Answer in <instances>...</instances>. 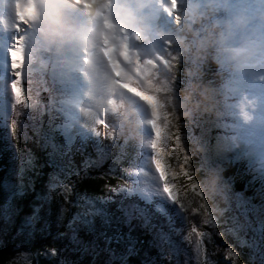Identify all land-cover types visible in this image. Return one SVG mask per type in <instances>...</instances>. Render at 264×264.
Returning <instances> with one entry per match:
<instances>
[{
  "label": "rangeland",
  "instance_id": "374dc122",
  "mask_svg": "<svg viewBox=\"0 0 264 264\" xmlns=\"http://www.w3.org/2000/svg\"><path fill=\"white\" fill-rule=\"evenodd\" d=\"M137 1H143L146 10L139 11V9H137V11H132V16L135 20L133 28L129 34H125L126 37L121 35L116 42L121 46V61H123V63L120 61V66L123 64L121 70H125L127 82L134 83V90H132L139 96V101L145 105H151L150 107L153 108L156 116L154 119H148V121H146L147 119L145 120V116H141L139 114L140 112L138 113L139 110H142L138 109L136 103L129 100L125 101L121 97H116L117 102L115 105L113 106V104H111V106H109L104 112L106 113L108 111L105 115L114 114L122 107V105L130 108L131 110L125 111L122 117L117 118V120L119 122H125L127 119H131L130 115L132 113L134 124L137 126L138 131L141 132L142 136H140L141 139L138 141L140 151L137 154L136 166L130 172L131 179L129 185L113 190V196L100 199L98 204L104 205L116 198L115 203L117 206H115L121 209L123 217L122 221L119 216V219L123 222L121 225L123 226L125 224L130 233L134 232L135 229L138 231L140 228H145L148 231L147 234H149L150 238L149 241L145 243L144 249H155L157 253V259H154L152 264H158V258L159 261L160 258H162V263L164 264H216L217 255L227 254L230 257L229 250H231V248L228 250L226 244L220 241L221 237L216 235V226H213L211 221L207 223L205 222L209 217L207 216L204 218L198 213V211L193 210V206L190 205L191 203L189 201L190 194L187 193V190H185L184 187L182 188L181 185H179L182 183L179 180L181 177L173 172L171 166H167L163 163L170 174V182L177 186L178 197L175 204L170 201H165L168 207L174 208L175 211L171 213V218L163 215L164 222L157 220L152 214V212H154L162 215L157 211L155 206V202L159 201L161 197L155 195L147 197L141 191H132L134 187L138 188V186L133 185L132 181L138 179L142 173L139 164L143 161L144 156L148 154L150 155V158L153 157V143L158 145L157 155H159V147L163 144L166 145L167 139H172L176 144L174 147L170 146L169 148L177 150L178 156H181L182 159H186L188 158L186 153L189 148L185 145L184 138L186 136L192 137L189 145L195 144L197 151L200 152L201 168L205 167L208 158L211 163L217 161L222 163H227V161H229L232 163L239 160L241 157L240 154L234 159L238 150L234 149L233 136L236 135V128H239V124L236 121L233 106L238 99V95H236L238 81H242L246 75L237 78L235 81L233 86L234 92L229 99L231 107L224 110L219 118L212 116L205 111V116L203 118V116L198 113V120H195L192 123L193 127L191 125L190 130L189 128H186L185 135L180 133V131L173 130V133L176 134L173 138H170V135H167L165 131V123L167 120L163 109H166V106L161 101L157 100V93H154V91L156 90L155 92L167 93V95L174 99L176 98L174 93H172L170 86L163 83V81L159 79V76H166L172 73L171 71H173V68L175 67V61H173L171 57L178 56L180 53H186V49L189 48V46H195L198 44L194 41H198L204 35L203 26L207 22L201 19L199 22L193 23L192 19L195 12L202 10V0H136L135 2ZM18 2L19 0H0V13L3 15L6 11H10V14H8L9 17L7 15H0V73L5 74L8 87L7 101L9 108H7L10 110L6 120L0 115V128L3 129L2 136L7 141L8 148L11 149L13 158L15 159L14 172L12 174L14 178L21 177L33 160L32 157L35 155L36 151L33 150L34 154L31 155L28 150L31 147L32 149L35 148L37 138L31 140V136L32 133H34L40 137L42 122L40 118L43 114L48 122V124L46 123L45 125V127H47L43 129V131L48 130L49 133H56V135L61 136L64 153L70 151L71 145L78 137L81 138L82 143L89 139L98 142L99 135H96L97 125H104L107 127L106 124H100L104 121L105 116L104 115L102 118V115L104 114L102 113V115H99L100 121L94 120V126L88 129L87 139L77 134L79 125L76 121L77 111L79 112V109L76 108L78 106H76L75 102L77 100L75 99L79 98L80 95L75 91L73 92V95L70 88L72 87L71 84H75L74 77H71V81L67 82L69 86L67 85L66 88L64 86L62 87L65 88V91L62 88L57 91L56 89L59 85H63V83L59 84L58 80L62 81L64 77L65 72H63L62 65L63 62L66 61V58L74 59L72 61L74 62V68L71 73L75 76L78 75V78L76 77V79L79 81V75L81 72L78 68L81 67L80 60L83 56L79 53L80 48L74 47L75 51L70 50L69 52L71 55L60 52V50H58L60 48H57L58 45L47 41L40 30L38 22L34 25L28 20L29 18H27V11H37L36 5L38 0H27L26 4L23 5ZM104 2L106 3L107 1L103 0L102 4ZM15 3L16 5H14ZM74 3L75 2H73V4ZM74 5V17L85 23L86 21L84 20L87 13L84 14V12L81 11H87V5L82 2L79 3V1ZM137 5H139L138 2L133 7L138 8ZM160 5L163 8L161 10H159ZM118 6L120 7V5H115L114 7L117 9ZM241 6L245 10V14L252 13L257 16L264 14V0H241ZM128 8L130 9L131 6H128ZM219 15L223 16L224 13L221 12ZM83 17L84 20H82ZM20 22H22V24H19ZM195 29L199 30L201 37L196 38ZM9 37L11 38L10 42L8 41ZM187 38H190L188 40V47L185 45V43H187ZM18 40H23V47L25 49L26 60L23 68L24 75L22 76L21 87L23 89L22 94L27 107H25V103L16 104L14 94L10 87L11 82L15 80V76L9 65L10 58L8 53L11 47L16 46ZM43 43L44 45H42ZM172 47H175V53L171 52L170 49ZM63 50L64 49H62V51ZM208 52H211V49H209ZM17 59H19V57H17ZM46 63L47 68H45ZM261 65L262 70L259 73L257 72L254 73L255 75L252 74L248 76L244 88L247 85L250 87H248L245 93H242L240 96L245 98V95L250 93V90L253 89L252 87L255 86L256 88L258 87V89H263L264 78H262L260 74L264 72V64ZM215 71L218 81L219 75L216 68ZM154 74L161 75L154 79ZM194 74L196 76L192 77L189 75V77L191 79L198 78L197 75H199V72L195 71ZM54 77L57 79L55 83L52 81ZM254 81H256V83ZM65 96L73 97L68 99L69 97L66 98ZM173 98H168L166 100L172 101ZM140 102L137 103L140 104ZM16 105L17 107H20V112L22 111L26 113V119L30 123H33L36 119V122L33 125L26 121H22L24 124L22 122L19 123V125H22L17 128V131L20 132V140L15 136V122L11 123V130L14 131V134L11 132L7 123L9 116L12 113L13 106ZM178 105L182 107L183 103H179ZM201 107L203 106H200L199 110L203 112ZM4 109H1L0 107V112ZM184 112L191 114V111L188 109L184 110ZM139 121H142L147 125V129L150 133H147L143 129V126H141L142 124ZM153 122H155V128H153ZM65 124L74 125V128L68 135H66L64 131ZM72 131L74 134H72ZM69 135L72 136L71 142H69ZM12 137L15 140L14 143L11 141ZM219 137H223L225 144L223 148L217 147V140ZM110 139H113V137H110ZM19 141L24 143V147L21 146L20 155L17 154V150L19 151L20 148ZM245 147H247V150L243 151L244 157L245 154L249 152L248 145ZM148 149L151 151L152 156L147 152ZM257 164H259V166L256 167H260V164L263 163L259 160L255 162V165ZM260 168H264V166ZM254 171H256V177L259 179H256V181H260L259 186L264 188V186H262L264 185V174H262L261 171H258V168ZM133 172L137 173V175H132ZM210 172L211 171L208 170L206 173L208 174ZM214 174L216 175V172L213 171L212 167L211 175ZM210 177V180L213 181L212 176ZM17 184L21 185L22 183L19 180ZM52 185L53 184H46L43 190V198L45 201L47 200V204L46 202L43 203L42 199L37 203L38 207L33 211L32 218L36 221L40 217H42V220H48V211L50 208L49 203H51L50 199L53 197L52 195L54 193L52 191L57 188V186ZM121 189L124 190L122 191ZM135 196L138 201H133V197ZM140 203L151 205L152 212L150 209L141 208ZM14 207L15 201L13 200V197L10 199L9 197H6L5 204L3 207H0V249L8 246L7 248L12 250L13 255H10L8 264H33L32 258L28 255L26 245L24 244V235L19 232V230L13 228ZM141 209L144 211L141 212ZM53 211L54 212L50 215L51 219L49 221L59 225L62 221V209L60 206H55ZM104 212L107 211L96 208L95 205L92 208V213H101L104 215ZM92 219V215L89 217L87 216V221L90 222L84 224L85 226L77 223L60 224L62 226L60 229L57 228V226H53L54 231L51 237L48 238L49 246L47 250L44 251V255L49 257L53 264H114L112 257L107 253L106 249H99V247L91 242L89 236H86L89 230L94 229L92 223L96 222L94 220L92 221ZM227 230L230 232L229 228H227ZM228 256H223L222 260L225 262L227 261L228 264H235V256L232 255L233 258L230 257L231 259Z\"/></svg>",
  "mask_w": 264,
  "mask_h": 264
},
{
  "label": "trees",
  "instance_id": "16d2710c",
  "mask_svg": "<svg viewBox=\"0 0 264 264\" xmlns=\"http://www.w3.org/2000/svg\"><path fill=\"white\" fill-rule=\"evenodd\" d=\"M195 31L197 33L198 30ZM195 36L201 37L200 33L199 36ZM189 39H186L187 47ZM174 48L170 49L173 53L176 52ZM186 50V53L171 57L175 61L172 73L166 76L154 74V79L159 76L163 83L170 86L176 97L174 99L167 93L154 91L157 93V100L166 106V109H163L167 120L165 131L170 138L176 134L173 130L185 135L186 128L190 130L192 123L198 120V113L204 118V107H201L203 110L201 112L199 107L194 106V101L197 97L200 99L199 93L204 84L214 86L217 82L216 65L210 59V52L206 53L198 44L189 46ZM195 71L199 72L198 78L191 79L189 75L196 76ZM189 96L191 99H186ZM168 98L173 100H166ZM179 103H183L182 107L178 105ZM19 108L17 105L13 106L8 119L10 130L11 123L16 124L15 136L18 140L21 137L17 128L22 126L19 123L26 121L33 125L36 122L35 119L30 123L26 119V113L20 112ZM186 109L191 111V114L184 112ZM127 110L131 109L122 105L116 113L104 116L107 127L97 125L96 130L100 133L98 142L89 139L82 143L78 137L71 145L70 151L66 153L63 152L61 136L49 133L48 130L43 131L47 127L46 123L48 124L43 114L40 118L42 120L40 137L34 133L31 136V140L37 138L35 148L31 147L28 150L31 155L34 154L33 150L36 151L33 160L26 172L16 178L12 175L15 159L2 136L3 129L0 128V207L5 204L6 197L9 199L13 197L15 201L13 228L24 235V244L33 264H53L52 260L44 255L49 246L48 238L54 231L53 226L60 229L62 227L60 224L63 223L84 225L90 222L87 221V216L90 215L93 216L92 221L96 223H92L94 229L89 230L86 236H89L91 242L99 249H106L114 264H152L154 259H157L155 249H144L150 238L145 228L138 231L135 229L130 233L125 224L121 225L123 217L121 209L116 207V198L104 205L98 204L100 199L113 196V190L129 185L130 172L136 166L137 154L140 151L138 141L142 134L134 124L132 113L131 119L125 122L117 120ZM11 132L14 134V131ZM184 139L185 145L189 148L186 153L188 158L182 159L178 156L177 150L169 148L176 144L172 139H167V144L159 147V159L167 166H171L173 172L181 177L179 180L182 183L179 185L190 194L189 201L193 210L206 218L204 208L200 206L203 204L206 207L211 224L217 228L216 235L221 237L220 241L226 244L228 250L231 248L228 254L232 258V255L235 256L234 263L264 264V188L259 186L260 181L250 180L251 174L242 162L211 163L208 158L205 167L201 168L200 152L197 151L195 144L189 145L192 137L186 136ZM11 141L14 143L13 137ZM19 143L18 155L21 154V146L24 147L23 142ZM212 167L213 170H223L226 177L223 182L229 186L227 205H220L221 210L217 209L219 197L214 195L218 187L210 180V176L212 179L215 176L211 175ZM208 170L211 172L207 174ZM19 180L21 185L17 184ZM46 184H53L52 186L57 188L52 191L54 193L49 203L48 220H42L40 217L36 221L32 214L39 201L42 199L43 203L47 201L43 198ZM133 198V201H138L136 196ZM94 205L107 211L104 212L105 216L101 213H92ZM55 206L62 209V221L59 225L49 221ZM140 207L150 209L152 212V206L149 204L140 203ZM152 214L157 220L164 222L163 215L154 212ZM7 247L0 249V264H8L12 250ZM223 256L228 255H217L216 264H228L222 260ZM158 264H164L162 258L160 261L158 258Z\"/></svg>",
  "mask_w": 264,
  "mask_h": 264
},
{
  "label": "clouds",
  "instance_id": "9594fccd",
  "mask_svg": "<svg viewBox=\"0 0 264 264\" xmlns=\"http://www.w3.org/2000/svg\"><path fill=\"white\" fill-rule=\"evenodd\" d=\"M36 7L37 22L49 43L69 49L76 47L101 51L107 42L115 43L112 34L99 24H87L74 17L73 0H38ZM221 12L223 16L219 15ZM118 16V25L121 21L132 19V13L126 6L119 10ZM192 19L193 23L201 19L207 22L203 26L204 35L194 42L206 53L211 49L210 59L219 75L214 86L203 85L200 99L194 101V106H203L205 112L219 118L224 110L231 107L229 99L237 78L264 64V14H245L241 0H202V10L195 12ZM195 35L199 36V30ZM89 66L93 72L99 70L102 57L90 60ZM100 87L97 84V89ZM186 99H191V96ZM224 146L223 137H219L217 147ZM213 171L216 175L212 183L218 186L214 195L219 197L217 209L221 210L220 205H227L229 186L223 182L226 179L223 170Z\"/></svg>",
  "mask_w": 264,
  "mask_h": 264
},
{
  "label": "bare ground",
  "instance_id": "6f19581e",
  "mask_svg": "<svg viewBox=\"0 0 264 264\" xmlns=\"http://www.w3.org/2000/svg\"><path fill=\"white\" fill-rule=\"evenodd\" d=\"M26 1L27 0H19L18 3L23 5L26 4ZM78 1L79 3L81 2L85 3L88 7L87 11H81L84 12V14L87 13V15L85 16V20L84 17L82 20L86 21L85 23L87 24L88 23L92 25L99 24L105 31L110 32L112 34V38L115 41V43L107 42L106 47H104L102 51L91 48L79 49L80 51L79 53L83 55L80 60L81 67L78 68L80 69L79 71L81 72L79 77V86L81 88V91L76 92L77 94L79 93L81 98L79 97L75 99L77 100L75 102L76 106H78L76 108L79 109V112L77 111V121H76L77 124L79 125V129H82L84 131H89L88 129L94 126L93 121L94 120L100 121L99 115H102V113H104L109 108V106L113 104V101L116 99V97L119 98L121 97L125 101L129 100L132 101L133 103H136L138 109L142 110V111L139 110L138 113L140 112L139 114L141 116H145V120L147 119L146 121H148V119L150 120L154 119L156 115L155 112L153 111V108L150 107L151 105L146 104L147 105L146 106L144 103L140 102L138 99L139 96L135 94L130 84H128L125 80L127 77V76L125 77L126 75L125 70L124 71L121 70L123 64L120 66V61L122 60L121 46L118 45L116 42V40L121 35H124L126 37L125 34H129L135 22L132 16V19L130 21L127 22L121 21L120 25H118L117 21L119 19L118 16L119 10L122 7L126 6L127 9L131 13H133L132 11H137L138 9L133 6L137 2L138 3L140 2L139 1L135 2L136 0H106L107 2L106 3L104 2L102 4L103 0H73V2H75L74 4H76V2ZM14 5H16V3ZM115 5H120V7L118 6L116 9L114 7ZM128 6H131V8L133 9L131 8L129 9ZM5 13H3V15L8 16V14H10V11H6ZM26 14H27V18H29L28 20L35 25L37 22V11H33V10L27 11ZM0 15L2 14L0 13ZM19 24H22V22H20ZM10 40L11 38L9 37L8 41L10 42ZM42 45H44V43ZM57 48H60L58 50H60V52H62L63 54L66 53L68 55H71V53L69 52L70 50L75 51L74 47L69 49L67 46H57ZM62 49L64 50L62 51ZM97 56L102 57V67L96 72H93L89 66L90 60L94 59ZM73 60L74 59L66 58V61L63 62L62 67H63V72H65L64 77L62 81L58 80L59 84L63 83V86L68 85L67 82L71 81V77H74V83H76L75 81H77L76 77L78 78V75L75 76L72 75L71 73L72 69L74 68V64H73L74 62H72ZM121 63H123V61H121ZM261 70H262V65H257L248 74H246L245 78L242 81L241 80L240 82L238 81V87L236 89L237 93L235 92L236 95H238V99L235 101V104L233 106L236 121L239 124V128L238 129L236 128V135L233 136L234 147H235L234 149L238 150V152H236L235 154L234 159H236L238 154L243 156L244 155L243 151L247 150V147L245 146L248 145L249 152L245 154V158L247 157L248 163H251L252 160H256V161L260 160V162L263 163L260 164V167L264 166V86L263 89H258V87L256 88V86L252 87L253 89L250 90V93H247L245 95V98L243 96H240L241 95L240 92L244 88L248 76L257 72L259 73ZM260 75L262 78H264V72L261 73ZM256 81L254 82L256 83ZM97 84L101 85L99 89H97ZM71 85H72L71 88L77 89L75 88V84H71ZM7 88L8 87L5 79V74L0 73V101H1L0 107L1 109L5 108L0 112V115L2 118H4V120H6L8 116V112L10 111L8 109L9 107L7 101V95H8ZM63 90L65 91V89ZM137 102H140V104H138ZM139 122L142 125L145 124L142 121ZM146 131L149 132L148 129H146ZM72 134H74L73 131ZM152 158H150V155L146 154L143 158L144 160L141 162V164H139L142 171L141 175L139 176V179H142L149 183H152L154 181L158 182V178H159L158 171L154 168V166H152L153 165ZM256 166H259V164L255 165L253 170H256L258 168L260 169L261 172H264V168H260ZM137 186L139 188H144L147 185H137Z\"/></svg>",
  "mask_w": 264,
  "mask_h": 264
},
{
  "label": "snow or ice",
  "instance_id": "6c2138e0",
  "mask_svg": "<svg viewBox=\"0 0 264 264\" xmlns=\"http://www.w3.org/2000/svg\"><path fill=\"white\" fill-rule=\"evenodd\" d=\"M9 65L10 68L13 70V74L15 76V80H13L10 84L11 90L14 94L15 102L16 104H21L25 103L24 97H23V89L21 87L22 84V76L24 75L23 73V68L25 65V49L23 47V40H18L16 46H13L9 49ZM19 57V59H17ZM25 107H27V104L25 103ZM14 127V126H13ZM155 122H153V128H155ZM74 128L73 124H65L64 125V131L65 134L68 135L71 130ZM77 134L82 136L83 138L87 139L88 138V132L77 129ZM100 133L97 131L96 135H99ZM158 134V133H157ZM72 136L69 135V142H71ZM153 166L156 168V170L159 173V178L158 182L154 181L152 183H149L147 181H144L142 179H134L132 181L133 185H147L144 188H137L134 187L132 191H141L144 193L147 197H150L152 195L155 196H160L161 199L159 201L155 202L156 209L159 213L165 216H169L171 218V213L175 211L174 208H169L167 203L165 201H170L173 204L177 202V197H178V192H177V186L170 182L169 179V172L166 168V166L163 164V162L159 159L157 155V150H158V145L153 143ZM132 175H137V173L133 172ZM186 175V173H185ZM122 191L124 189H121ZM201 208H204L205 216H208V211L206 207L202 204L200 206ZM144 210L141 209V212ZM210 222L209 219H206L205 221Z\"/></svg>",
  "mask_w": 264,
  "mask_h": 264
},
{
  "label": "water",
  "instance_id": "95a60500",
  "mask_svg": "<svg viewBox=\"0 0 264 264\" xmlns=\"http://www.w3.org/2000/svg\"><path fill=\"white\" fill-rule=\"evenodd\" d=\"M142 126H143V129L146 131V129H147V125H146V124H143ZM146 132H147V131H146ZM147 133H149V132H147ZM150 135H151V134H150ZM147 152L151 154V151H149V149H148ZM143 160H144V159H143Z\"/></svg>",
  "mask_w": 264,
  "mask_h": 264
}]
</instances>
